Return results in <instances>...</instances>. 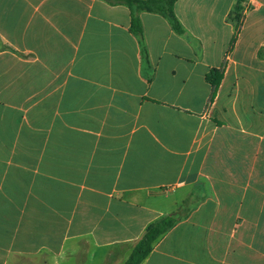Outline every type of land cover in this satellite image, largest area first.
Listing matches in <instances>:
<instances>
[{"label":"crops","instance_id":"obj_1","mask_svg":"<svg viewBox=\"0 0 264 264\" xmlns=\"http://www.w3.org/2000/svg\"><path fill=\"white\" fill-rule=\"evenodd\" d=\"M237 2L178 0L186 35L141 13L148 82L128 7L0 0V264H125L191 195L141 264L259 258L264 137L236 102L263 5L236 30Z\"/></svg>","mask_w":264,"mask_h":264},{"label":"trees","instance_id":"obj_2","mask_svg":"<svg viewBox=\"0 0 264 264\" xmlns=\"http://www.w3.org/2000/svg\"><path fill=\"white\" fill-rule=\"evenodd\" d=\"M109 5L117 6L124 5L131 11V27L130 31L134 34L140 44L142 62L144 64L145 73L147 74L148 82H151L154 76V71L150 62L146 42L144 38V28L141 20V13L148 12L159 14L166 18L174 32L178 35H186V30L175 13V5L178 0H102ZM242 0H238L234 10L230 14V22L233 23L236 30H238V23L240 22L242 8ZM214 90H217L221 81L222 75L220 70H211L206 77ZM193 195L185 199L177 211L169 214L160 221L151 224L140 242L133 250L130 258L125 264H141L152 252L154 243L166 232L172 229L178 222L187 217L193 207Z\"/></svg>","mask_w":264,"mask_h":264},{"label":"rangeland","instance_id":"obj_3","mask_svg":"<svg viewBox=\"0 0 264 264\" xmlns=\"http://www.w3.org/2000/svg\"><path fill=\"white\" fill-rule=\"evenodd\" d=\"M260 1L263 7L259 10V13L261 14V18L263 19H261L258 22L259 24L256 25L264 27V0ZM244 3H242L241 5L242 8ZM250 10L251 9H249L247 13H249ZM240 14L241 18L240 22L238 23V27L241 29L244 20H242V12H240ZM243 50V57L241 58V61L245 66H243L241 70L239 69L238 74L241 80V85L251 84L253 86V90L241 87L236 106L245 111L246 121L254 123L255 129L257 130L256 133L264 137V43H262L261 45L258 44L255 46V48H251L249 50L246 45ZM251 74H253L254 76H249ZM261 184L263 187L264 179L261 180ZM193 200V205L199 202L198 197L193 198ZM261 236L262 242L259 258L257 260L255 259V262L252 263V254L245 253L243 257L244 264H264V231L262 232ZM254 258H256V255L254 256Z\"/></svg>","mask_w":264,"mask_h":264},{"label":"built area","instance_id":"obj_4","mask_svg":"<svg viewBox=\"0 0 264 264\" xmlns=\"http://www.w3.org/2000/svg\"><path fill=\"white\" fill-rule=\"evenodd\" d=\"M251 6L254 7L255 6V3H251Z\"/></svg>","mask_w":264,"mask_h":264}]
</instances>
